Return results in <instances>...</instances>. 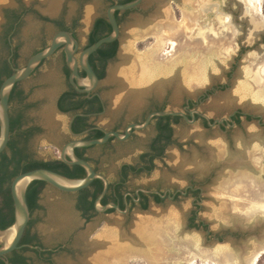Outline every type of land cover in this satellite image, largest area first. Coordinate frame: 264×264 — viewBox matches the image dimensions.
Segmentation results:
<instances>
[{
    "label": "rangeland",
    "instance_id": "374dc122",
    "mask_svg": "<svg viewBox=\"0 0 264 264\" xmlns=\"http://www.w3.org/2000/svg\"><path fill=\"white\" fill-rule=\"evenodd\" d=\"M22 1L28 5L33 0ZM180 1L181 3H175L173 0H166L157 15L147 16L150 22L143 21L145 24L139 23L136 14H130L127 21L121 24L118 55L107 64V68L120 66L123 60L119 55L126 50V83L137 89L139 97L135 103H125L123 96L130 87L118 89L115 81L123 80L122 77L119 75L121 78L109 79L108 75H104L99 83V92L108 99L107 111L103 116L93 119L95 124L104 129L114 125L122 128L140 116L147 106L145 97L154 90V94L163 98L165 88H173L167 109H177L184 96L194 98L204 88L226 81L229 67L241 47L244 51L238 56V65L229 81V88L209 97L200 106V110L214 118L226 116L237 108L264 116V70L263 76H255L258 68L264 65V0H261L259 12L248 8L246 0H242L248 8L249 22L246 21V25L241 17L239 21H235L237 15L234 16L229 10L221 8L220 15L216 16L208 10L210 5H201L207 10L196 12L197 1L191 0L189 4ZM217 1L224 5L228 0ZM61 2L62 0L49 17L61 15L69 25L76 14L75 2L68 1L63 7L60 6ZM11 3L12 0H0V17L2 8ZM34 7L48 16L47 6ZM230 7L235 9L232 3ZM103 8V4L96 0L85 6L86 12L91 9V15L86 20L85 12L76 29L80 45L85 42L84 32L81 34L80 31L86 30L91 18L101 13ZM222 16L229 17V27L216 22ZM251 22L256 25L255 28L251 26ZM244 26L246 31L243 30ZM254 31L256 36L252 34ZM51 33L50 27L30 20L23 28L21 38L15 39L21 46L17 62L22 63L27 59L41 41L48 42ZM63 89L61 63L56 55L23 84L24 102L20 104L14 101L11 105L13 110L21 107L27 120L41 127L42 132L31 142V150L37 158L44 161L58 159L60 147L67 140L64 129L68 116L60 114L55 107L56 97ZM47 108L60 119H44L42 114ZM243 130L246 135L260 132L251 124L244 125ZM196 133L200 135V139L203 137L204 132L199 126L182 123L175 126L174 138L184 146L181 153L171 147L163 163L156 161L154 169L147 175L142 173L130 176L128 184L131 187L157 184L183 187L188 178L203 181L199 218L208 223L213 234L222 236V243L213 239L206 241L202 231L186 228V218L191 210L188 198L181 199L177 205L166 201L162 207L151 205L145 212L133 211L127 219L117 213H110L99 214L84 221L75 209L74 195L46 186L40 194L41 209L33 214L31 228L46 247L67 243L69 253L53 255L54 263L186 264L194 261V264H247L254 253L264 249V234L260 228L264 212L254 208L256 204L264 205V139L259 143L249 141L251 151H242L247 157L240 160L248 163L240 162L235 165L231 162L233 150L227 147L223 137L211 130L205 139L202 138V143L215 148L216 160L211 158V149L208 150L210 154L206 164L199 165L198 161L186 164L182 161L188 155L187 151H192V155L196 156L194 146L201 144ZM237 135L232 133L231 138L235 140L234 148L241 151ZM148 136V132L138 133L124 145L112 142L105 149H91L88 155L93 159V164L113 181L120 163L137 162L141 146H144ZM213 161L216 162L215 165L212 164ZM220 163L221 166L216 168ZM207 177L210 178L205 180ZM248 210H252L251 215L246 212ZM254 212L258 213L257 216ZM145 217L151 223H147L150 225L145 233L139 232V236L135 233V228ZM142 235L146 237L143 238ZM145 241H148V245ZM122 243L127 248L123 252H117L116 247ZM107 247L112 248L110 254H98L101 250L108 249ZM27 255L29 264H43L33 254ZM101 258L104 259L103 263ZM239 258L242 262H239ZM256 264H264V253Z\"/></svg>",
    "mask_w": 264,
    "mask_h": 264
},
{
    "label": "flooded vegetation",
    "instance_id": "af4514ba",
    "mask_svg": "<svg viewBox=\"0 0 264 264\" xmlns=\"http://www.w3.org/2000/svg\"><path fill=\"white\" fill-rule=\"evenodd\" d=\"M68 1H73L75 2L76 5V14L75 16L71 19L70 24L67 25L64 22V19L60 16L55 17V18H50L48 16H45L42 14V11L39 9H36L34 6L38 5L40 8H44L47 6V4L41 0H33L29 2L28 5H25L22 0H12L11 5L2 8L1 10V17H0V73L6 68L8 71L13 72L15 69L22 67L27 59L38 52L39 50L43 49L46 47L50 40L48 42L46 41H41L40 44H38L37 47H35L31 53L29 54V57L25 59L22 63H18L17 60L20 56V45L15 42V39L21 38L23 28L25 25L31 20L41 26H48L51 28V37L59 31H68L71 32L74 38L78 41V49L76 51V56L78 55L79 51L87 45L89 39H90V34L91 31L95 25V22L97 19H104L107 23L106 19V10L113 6V5H118V4H126L129 2H133L134 0H120V1H113V0H96L100 4H103L104 8L96 16H93L91 18V22L88 25L87 29L80 31V33L84 35V44L80 45L79 40H78V34L76 32V29L80 26V21L83 18V15L85 13V6L91 2L92 0H62L60 3V6L63 7ZM166 0H142V2L137 5L135 8L129 9V10H123V11H115L114 16L115 20L119 26V29L121 28V24L125 21H127V18L130 14H136V19L139 21V23H143V21L150 22V18H147V16L151 15H157L158 11H160V6H162V3H164ZM175 3H181L180 0H173ZM211 3H216L215 6L210 4V7L208 10L210 12H213L216 14V16L220 15V10L225 9L222 5V3L218 2L217 0H211ZM182 5V4H181ZM222 6V7H221ZM233 6L235 9L229 7L227 8L232 14L237 15V18H234L235 21H239L240 19L242 20L244 25H246V21L249 22V18L245 16V13L248 15V9H245V5L243 4H235L233 3ZM159 8V9H158ZM222 8V9H221ZM231 8V9H230ZM247 8V7H246ZM227 10V11H228ZM97 11V10H96ZM244 17H243V16ZM239 17H241L239 19ZM147 18V19H146ZM217 18V17H215ZM216 22L218 23V20L216 19ZM109 24V23H108ZM145 24V23H143ZM86 26V25H85ZM63 27V28H61ZM121 30V29H120ZM244 31H246L245 26H244ZM50 37V39H51ZM119 43V41H117ZM118 50V49H117ZM244 51V48L241 47L240 50L238 51V55L234 58L233 63L229 67V71L226 74V81L224 82H217L215 84H212L206 88H204L196 97L190 98L184 96L181 99L180 106L177 109H167V103L170 101V95L173 93V88H165V96L163 98H159L158 95L154 94V91H151L148 96L145 97L147 106L143 110V112L140 114L139 117L134 118L127 124H125L122 128L119 126H112L108 129H104L103 127L95 124L93 122V119L98 118L103 116L106 111H107V104H108V99L104 98L101 96L99 92V85L96 87L94 90H92L89 93L85 92H79L77 91V87L75 88L73 85L70 84L68 80V75L65 74L64 68L66 67L65 65V59H64V54H63V47H59L52 56L49 58L43 60L41 64L34 70V72L25 80L18 82L14 84L13 88L17 91H21L23 97L25 96V92L23 90V84L48 60L52 59L54 56H58L59 61L61 63V69H62V75H63V82H64V89L58 94L55 100V107H56V102L59 98V96L66 91H70L71 89L74 91V99L83 103V107L77 111L76 113H62L58 110V112L62 115H67L68 117L72 115L77 116H82L85 119L86 124L89 126L87 129L83 131H87L85 134H83L80 137H76L70 134V132L67 129V126H65L64 132L67 136V140L65 143L73 140V139H85L87 135L93 131V130H99L98 128H101L106 131H116L123 133L125 127L130 124V123H142L146 116L152 112L155 111H173V112H179L182 113L190 122H186L183 116H170L171 119L168 120L166 123L165 121H162V125H166V127L170 131L169 138L163 137L165 134H161L160 132V127L155 119H151L149 124L142 130L135 131L132 130L130 133V136L125 140V141H118L113 138L111 141H107L103 145L99 146H90V147H82V148H76L74 149V153L76 155V152L80 154L81 159L85 160L90 164V166L96 170V172L102 174L105 176L103 172H101L94 164H93V159L89 157L88 153L91 149L94 148H99V149H105L106 147H109V145L112 142H115L118 145H124L128 143L130 140L135 138V136L138 133H147L149 134L148 140L142 147V151L140 152L138 156V160L136 163H120L117 167L116 170V178L115 180L111 181L110 179L107 178L108 180V189L105 193L104 196L105 202L102 203L101 199L100 204L106 205L108 203H113L119 207L121 211H125V213H118L114 209L111 210H106L104 212L98 213L95 211V208L92 212V216L90 219L94 218L95 216L99 214H110V213H117L120 216L124 218H129L132 214L133 211L137 212H145L149 206H154V207H162L166 201L177 205L179 201L183 198H188L190 201L191 205V210L189 211L187 218H186V228L189 230H200L204 233L206 241L213 239V240H218L221 242L222 236L220 234H213L210 229L208 223L205 221L201 220L199 218V212L201 210V205L200 203L203 201V181H197L193 178H188L187 183L183 187H170V186H162V185H143V186H135L131 187L128 184L130 176H136L139 174H149L151 171L154 169L156 161L164 162L165 158L167 157V153L169 152V149L171 147H175L179 153L184 149V146L181 145L176 141L174 138V128L175 126L179 124H184V125H192V126H199L204 134L203 137L200 139V135H198L200 139V145H195V150H196V156L192 155V151H187V156L184 157L182 162L187 163H197L199 165L206 164L207 160L209 159V154L210 152L208 150L213 151L212 153V160L217 158V153L214 147H209L205 143H202V138L205 139V137L208 136V134L211 132V130H215V133H217L218 136L223 137L227 143V147L233 150V154L231 157V162L234 163L235 165H238L241 161V159H245L247 156L242 154V151L244 152L245 150L250 152L251 148L249 147L248 143L249 141H262L264 139V116L259 114V113H250L247 111H244L243 109H233L231 110L226 116H218V117H209L205 115L203 110H200V106L212 95L217 94L218 92H223L227 90L230 86V79L232 77V74L234 73L235 68L238 65V56H240ZM117 53V52H116ZM116 55V54H115ZM113 60V59H112ZM109 60L106 65H105V70L104 73L107 75V64L110 62ZM67 68V67H66ZM68 70V69H67ZM69 72V70H68ZM79 74L83 76V72L79 69L78 70ZM69 74V73H68ZM6 77H4V74L0 76V79L3 81ZM25 99V98H24ZM24 102V100H23ZM21 104V103H20ZM12 102L9 101V109H8V114L12 118H16L17 116H21V127H20V132H25V137L23 139H20L17 142V146L20 147L23 150L24 155L32 160L36 161H44L36 157L35 153L31 150V142L35 138V136L39 135L42 132L41 127L34 123L33 121H28L26 116L23 113V110L21 107L16 108V110H13L12 108ZM191 111H197V114H194V120L191 119L190 117V112ZM102 113V115L100 114ZM75 116V117H77ZM73 118V121L75 119ZM217 119H224L222 123L217 124L215 123L213 126H210V124H213L215 120ZM72 121V123H73ZM72 123H71V132L73 134H80L81 132L75 133L72 130ZM255 125L260 132L257 134H250L246 135L243 127L244 125ZM100 131V130H99ZM101 132V131H100ZM232 133H237L238 135V142L240 143V150L234 148V142L235 140L231 138ZM196 136V135H194ZM255 137V138H254ZM250 139V140H249ZM140 142V141H139ZM64 143V144H65ZM63 144V145H64ZM62 145V146H63ZM61 146V147H62ZM60 147V148H61ZM45 149V147H43ZM247 152V153H248ZM161 153V156H155L157 154ZM145 154L147 155L144 160H148L151 156L154 155V158L152 160L153 164V169L150 172L142 171L139 174H135L131 169L127 170L126 176L123 174L122 167L123 166H133L135 169H139L144 166V162L140 160V155ZM194 154V153H193ZM248 155V154H247ZM78 156V155H76ZM249 157V156H248ZM50 161V160H49ZM216 163V162H215ZM214 161L212 164H214ZM242 164L248 163L247 161L241 162ZM222 163L219 165H216V168H219ZM195 175V173L193 174ZM211 176V175H210ZM212 177V176H211ZM210 177H207L205 180L209 179ZM51 187L47 185L46 183L43 185V187L40 189V192L37 196V208L32 210L30 212V218L28 221V224L26 226L25 231L28 229L29 234L31 236H34L36 239L32 241L31 244H22L20 247H24L27 250L22 252V255L26 258V264H29V257L27 254L31 253L33 254L36 259L43 263V264H55L52 256L57 254V253H69V249L67 248V243H62L58 244L52 247H46L42 244L40 241L38 235L32 231V224L34 222L33 214L36 211H39L41 209V205L39 204V199H40V194L42 190L46 187ZM10 187V184H9ZM53 188V187H51ZM54 189V188H53ZM139 189L145 190V191H155L158 192L159 194L163 195V198L158 197L156 194H147V193H142L138 191ZM56 190V189H55ZM58 191V190H56ZM61 192V191H58ZM64 194H71L75 196V201H74V206L77 200V192L74 193H65L61 192ZM155 197H158L159 200H157ZM172 198V199H169ZM1 200V199H0ZM145 205V207H144ZM94 207V203H93ZM80 215V217L84 221H89L90 219L84 218L79 211H77ZM31 223V224H30ZM25 233V232H24ZM24 235V234H23ZM217 242V241H216ZM218 243V242H217ZM19 245V244H18ZM35 247V249L29 248ZM17 248V249H18ZM9 255V254H7ZM5 262L8 263L6 260ZM5 264V263H4Z\"/></svg>",
    "mask_w": 264,
    "mask_h": 264
},
{
    "label": "water",
    "instance_id": "95a60500",
    "mask_svg": "<svg viewBox=\"0 0 264 264\" xmlns=\"http://www.w3.org/2000/svg\"><path fill=\"white\" fill-rule=\"evenodd\" d=\"M42 1L45 2L47 5L49 3H54V6L56 7L61 0H42ZM113 1H120V0H113ZM184 1L187 2V4L191 2V0H183V2ZM195 1H197L196 3L197 8L195 9L196 12L202 10L201 5H210V4L213 6L216 5V3H211V0H195ZM141 2L142 0H134L133 2H129L126 4H118L109 7L106 10L105 15L111 28L110 33L98 39L90 46L81 49L77 56L75 54L78 49V41L74 38L72 33L68 31L56 32L51 37L50 42L46 47L39 50L35 54L31 55L22 67L15 69L8 77H6L1 82L0 84V153L3 152L4 149L6 148L10 136L9 114H8L9 95L14 84L27 79L34 72V70L41 64L43 60L52 56L54 52L59 47L62 46L65 65L69 70L68 80L70 84L73 85L75 88L77 87V91L79 92H85V93L91 92L96 87H98L100 83V79L96 76L92 67L90 66L88 57L102 45L112 43L114 41H120V29L115 20L114 12L135 8ZM231 3L232 4L238 3L241 5L243 4L244 6L242 0H228L226 3H224V7L226 11L228 10L227 8L230 7ZM205 10L207 9L205 8L202 11L204 12ZM243 10H245L246 12L247 10L246 6L245 9ZM47 13L49 17L53 12L51 13L47 12ZM245 16L248 17L246 13ZM262 26L264 27V21ZM252 34L254 36L257 35L256 31H254V33ZM117 55L118 53H116L115 56ZM79 69L83 72L84 74L83 76L79 74L78 72ZM107 75H108V70H107ZM171 81L173 82V80ZM115 85L118 89L121 88L124 89L126 88V86L129 88V84H125V82H122L121 79L116 80ZM136 90H137L136 88H132L130 86L128 92L123 96L125 103L136 102V99H138L139 97ZM100 114L102 115V113ZM194 114H197V111L190 112V117L192 120H194ZM77 115L78 114L68 117L66 126L71 135L80 137L83 134H85L87 131H83L80 134H73L70 129L73 118ZM162 116H183L186 122H190L182 113L166 110V111H155L148 114L142 123L128 124L125 127L123 133L116 131H106L97 127V129H99L103 134L100 138L89 139V140H84L80 138L73 139L65 143L60 148L59 151L58 159L67 165H77L81 167L85 172L84 177L77 179L68 178L66 176H63L59 173H56L54 171L45 168L32 169L16 175L12 179L9 187L12 206H13V222L10 226L6 227L5 229H0V257H3L11 253L13 250L17 249L18 247H20L18 244L25 232L26 226L30 218V211L26 201V189L28 185L33 181L44 182L47 185L61 192L74 193L87 188L93 180L99 179L102 182L103 187L99 195L94 200L95 211L101 213L108 209H114L118 213H125V211H121L119 207L113 203H108L103 206L100 204V200L104 197L108 189V180L104 175L96 172L88 162L76 156L74 153V149L103 145L110 138H114L118 141H125L130 136L132 130L135 131L142 130L149 124L152 118L162 117ZM223 120L224 119H217L214 121L213 124H210V126H213L215 123L220 124L223 122ZM138 191L147 194H156L158 197L163 198V195L155 191H145L142 189H139ZM260 228L263 229L262 234H264L263 220L260 225ZM216 241L218 243H222V241L221 242H219L218 240ZM29 248L35 249V247H31V246H29ZM5 264H7V262H5Z\"/></svg>",
    "mask_w": 264,
    "mask_h": 264
},
{
    "label": "trees",
    "instance_id": "16d2710c",
    "mask_svg": "<svg viewBox=\"0 0 264 264\" xmlns=\"http://www.w3.org/2000/svg\"><path fill=\"white\" fill-rule=\"evenodd\" d=\"M110 31V25L104 19H97L91 31L90 39L85 47L90 46L98 39L108 35ZM117 49L118 42L114 41L112 43L102 45L88 57L90 66L100 80L105 75L104 70L106 63L115 57ZM64 72L66 75H68L69 73L66 67L64 68ZM11 73L12 72L8 71L5 68L0 73V76L4 74V77H8ZM1 82L2 80L0 79V84ZM74 95L75 93L72 89L70 91L63 92L56 102V108L62 113H76L77 111H79L83 107V103L75 100ZM23 100L24 97L22 95V92L12 88L9 95V101L22 103ZM153 119L157 121L160 127L161 134H165L163 137L169 138V129L166 127V125H162L161 123L162 121H165L166 123L171 119V117L162 116L154 117ZM20 127L21 116H17L16 118H12L9 116L10 136L6 148L3 152L0 153V229H5L13 222V206L10 196L9 184L16 175L37 168H45L73 179L82 178L85 175V172L81 167L77 165H67L59 159H53L50 161H36L27 158L24 155L23 150L17 146V142L25 137V132L19 131ZM88 127L89 126L86 124L85 119L82 116L75 117L72 123V130L75 133L81 132ZM102 135V132H100L99 130H93L87 135L85 139H97ZM111 140H113V138H110L109 141ZM76 155L80 157V154H78V152H76ZM161 155L162 154L159 153L155 156ZM146 156L147 155L142 154L139 157L140 160L144 162L143 167L135 169V167L133 166H123V174L126 176V172L129 169H131L135 174H139L142 171L150 172L153 169L152 160L154 158V155L151 156L148 160H144ZM44 184L45 183L41 181H33L28 185L26 189V201L30 212L38 207L37 196ZM102 187V182L99 179H95L87 188L82 189L76 193L77 200L75 203V209L79 211L81 215L87 220L92 216V212L94 210V200L101 192ZM105 198L106 196H104L101 200L102 203L105 202ZM155 198L159 200L158 197ZM35 239L36 238L34 236H31L29 234V230L27 229L19 242V246L22 244H31ZM25 250L27 249L21 247L13 250L11 253H9V255L0 257V264H4L6 260L9 264H26V258L22 255V252H24Z\"/></svg>",
    "mask_w": 264,
    "mask_h": 264
},
{
    "label": "bare ground",
    "instance_id": "6f19581e",
    "mask_svg": "<svg viewBox=\"0 0 264 264\" xmlns=\"http://www.w3.org/2000/svg\"><path fill=\"white\" fill-rule=\"evenodd\" d=\"M246 3H247V0H246ZM247 5H248V3H247ZM249 8V7H248ZM247 8V9H248ZM203 9V8H202ZM251 9H253V8H251ZM55 10V6H54V3H49L48 5H47V11L48 12H53ZM91 10V9H90ZM90 10L89 11H85L86 12V16H85V14H84V16H85V18H86V20H87V18H88V15H91V12H90ZM254 10V9H253ZM161 14V13H160ZM257 14V13H256ZM163 15V14H162ZM219 19V18H218ZM225 19H227V23H223V21L225 20ZM219 22H220V24L223 26V27H229L230 26V19H229V17L228 16H222L219 20H218ZM251 24H252V22H251ZM252 27H256V25L255 24H252L251 25ZM121 58H122V60H123V63L120 65V66H117V67H109L108 68V77H109V79H112V78H114V77H122V79L123 80H121L122 82H125V84H128V83H126L127 81H126V79H127V74H126V72H124L125 71V68H126V57L128 56L127 55V51L126 50H124V51H122L121 53H120V55H119ZM120 58V59H121ZM127 62H129V61H127ZM262 70H264V65H262L261 67H259L258 68V70L255 72V76H256V78H257V76H263V71ZM120 75V76H119ZM120 77V78H121ZM260 78V77H259ZM262 79V78H261ZM125 80V81H124ZM263 80V79H262ZM127 87V86H126ZM129 87H130V84H129ZM42 116H43V118L44 119H46V120H50V121H58L59 119H60V117L58 116V115H56L50 108H47V109H45V111L43 112V114H42ZM173 155V154H172ZM238 187V186H237ZM234 189V188H233ZM231 198V197H230ZM253 203V202H252ZM251 203V204H252ZM259 205H255V207L254 208H256V209H261V211H263L264 212V208H260V207H258ZM262 206V205H261ZM251 207V206H250ZM237 209V208H236ZM153 210V209H152ZM239 211V210H238ZM252 210H250V212H251ZM254 211V210H253ZM246 212H249V210L248 211H246ZM249 212V213H250ZM258 212V211H257ZM256 212V213H257ZM262 212V213H263ZM153 213H156L155 211L153 212ZM240 213H242V212H240ZM248 213V214H249ZM256 213L254 212V214L256 215ZM260 213V212H259ZM247 214V215H248ZM258 214V213H257ZM250 215H251V213H250ZM252 215H253V213H252ZM257 216V215H256ZM258 217H259V215H258ZM264 217V216H263ZM255 220H257V219H255ZM149 221H151L149 218H143L142 219V221L139 223V225L138 226H136V228H135V233L136 234H139V232H140V234H141V232H144L145 233V230H146V228L150 225H147V223L149 222ZM258 221V220H257ZM264 222V221H263ZM149 223H151V222H149ZM140 234H139V236H140ZM142 237L143 238H145L143 235H142ZM148 237V236H147ZM150 237V236H149ZM150 239H151V237H150ZM143 240V239H142ZM149 240V239H148ZM144 241V240H143ZM148 242V241H147ZM147 242L145 241V243L147 244ZM144 243V244H145ZM109 244H111V243H109ZM118 244H119V242H118ZM141 244H143V243H140V245ZM114 245V244H113ZM148 245V244H147ZM116 246V245H115ZM127 245H125V244H123L122 243V245H119V246H117L116 248H117V252L118 251H121L122 250V252L125 250V248H127L126 247ZM144 247V246H143ZM108 248V247H107ZM146 247H144V249H145ZM110 249H112V248H108V249H104V250H101L100 252H98V254L99 255H108V254H110ZM147 250H148V248H147ZM147 250L146 251H144V252H147ZM112 251V250H111ZM149 251V250H148ZM225 252V251H224ZM149 253V252H148ZM262 253H264V249H261V250H259L258 252H256V253H254L252 256H251V258H249V260H248V262H247V264H253V261H255V264H256V262H257V260H258V258L260 257V255L262 254ZM98 255V256H99ZM218 257V256H217ZM102 259V258H101ZM246 260V261H247ZM102 261V263L104 262V259H102L101 260ZM239 262H242L241 260H240V258H239ZM229 263H231V262H229ZM186 264H194V261H189L188 263H186ZM227 264V263H226Z\"/></svg>",
    "mask_w": 264,
    "mask_h": 264
},
{
    "label": "clouds",
    "instance_id": "9594fccd",
    "mask_svg": "<svg viewBox=\"0 0 264 264\" xmlns=\"http://www.w3.org/2000/svg\"><path fill=\"white\" fill-rule=\"evenodd\" d=\"M247 3L248 7L253 8L256 12H259L261 0H247ZM223 23H227V19H225ZM258 207L264 208V205ZM253 264H255V261H253Z\"/></svg>",
    "mask_w": 264,
    "mask_h": 264
}]
</instances>
